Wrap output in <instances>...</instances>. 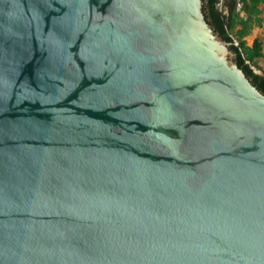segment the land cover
<instances>
[{
    "label": "water",
    "instance_id": "1",
    "mask_svg": "<svg viewBox=\"0 0 264 264\" xmlns=\"http://www.w3.org/2000/svg\"><path fill=\"white\" fill-rule=\"evenodd\" d=\"M202 2L0 0V264H264V94Z\"/></svg>",
    "mask_w": 264,
    "mask_h": 264
},
{
    "label": "rangeland",
    "instance_id": "2",
    "mask_svg": "<svg viewBox=\"0 0 264 264\" xmlns=\"http://www.w3.org/2000/svg\"><path fill=\"white\" fill-rule=\"evenodd\" d=\"M220 10L230 16L228 34L240 48L246 62L258 73L264 72V0H221ZM260 44L257 56L254 42Z\"/></svg>",
    "mask_w": 264,
    "mask_h": 264
},
{
    "label": "trees",
    "instance_id": "3",
    "mask_svg": "<svg viewBox=\"0 0 264 264\" xmlns=\"http://www.w3.org/2000/svg\"><path fill=\"white\" fill-rule=\"evenodd\" d=\"M220 0H203V13L207 22L213 29L227 42L231 43L232 50L235 53V59L240 68L244 71L251 83L256 86L264 94V72L257 73L246 62L240 48L234 44L233 38L228 34V25L230 23V16L222 13L218 7ZM235 0H230L231 8L234 6ZM254 49L257 56L260 55V44L258 41L254 42Z\"/></svg>",
    "mask_w": 264,
    "mask_h": 264
},
{
    "label": "flooded vegetation",
    "instance_id": "4",
    "mask_svg": "<svg viewBox=\"0 0 264 264\" xmlns=\"http://www.w3.org/2000/svg\"><path fill=\"white\" fill-rule=\"evenodd\" d=\"M202 1H203V0H202ZM220 1H221V0H220ZM219 4H220V2H219ZM202 7H203V2H202ZM218 7H219V5H218ZM202 12H203V9H202ZM203 14H204V13H203ZM204 17H205V16H204ZM205 19H206V18H205ZM220 37H221V36H220ZM221 38H222V37H221ZM229 43H230V42H229ZM230 48L232 49V47H231V43H230ZM233 52H234V51H233ZM235 56H236V55H234V60H236V59H235ZM238 66H239V65H238ZM245 75H246V74H245ZM248 79H249V78H248Z\"/></svg>",
    "mask_w": 264,
    "mask_h": 264
}]
</instances>
